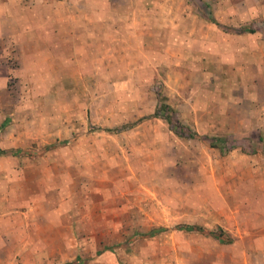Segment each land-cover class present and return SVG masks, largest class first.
I'll return each mask as SVG.
<instances>
[{
    "label": "crops",
    "instance_id": "crops-1",
    "mask_svg": "<svg viewBox=\"0 0 264 264\" xmlns=\"http://www.w3.org/2000/svg\"><path fill=\"white\" fill-rule=\"evenodd\" d=\"M156 79L183 125L234 140L203 145L228 173L207 178L225 201L207 227L234 264H264V0H0V264L69 260L74 228L103 215L78 190L89 169L201 144L153 117Z\"/></svg>",
    "mask_w": 264,
    "mask_h": 264
},
{
    "label": "rangeland",
    "instance_id": "rangeland-1",
    "mask_svg": "<svg viewBox=\"0 0 264 264\" xmlns=\"http://www.w3.org/2000/svg\"><path fill=\"white\" fill-rule=\"evenodd\" d=\"M201 10L206 13L205 8ZM157 81L152 87L154 94ZM56 110L41 109L37 114L63 115ZM233 141L227 140V145L220 143V147H235ZM149 142L144 146L146 149L135 146L139 149L127 153L125 166L114 168L102 180L96 173L105 172L106 168L89 169L90 182H85L88 189L80 185L78 190L83 193L99 190L97 193L104 197L103 215L96 210V215L74 228L75 246L65 251L67 262L80 257L83 264H234L232 255L236 251L214 240V233L221 236L218 228L207 227L215 223L206 208L214 209L215 203L225 202L207 178L228 175L222 167L208 164L209 159L217 160L214 152L203 146L208 142L203 139L202 145L185 142L178 151L173 144L156 146L155 141ZM241 153L254 154L249 146ZM193 156L200 158L196 166H192ZM241 191L246 195L248 186ZM181 225H197L203 232L177 230ZM157 228L166 231L153 237L140 236ZM59 260L56 257L50 264H61Z\"/></svg>",
    "mask_w": 264,
    "mask_h": 264
},
{
    "label": "trees",
    "instance_id": "trees-1",
    "mask_svg": "<svg viewBox=\"0 0 264 264\" xmlns=\"http://www.w3.org/2000/svg\"><path fill=\"white\" fill-rule=\"evenodd\" d=\"M155 87L157 89H155V94L157 96V106L155 108V111L153 113V117L156 118H161L163 119L169 126V129L171 132H173L177 137L179 138H185V139H199V140H206L208 142V145L212 148H219L221 154H224L227 152V147L226 149L224 147H220V143H225V140L221 139V138H217V137H201L199 135H197L195 132H192L191 130H189L187 127H185L184 125H182V123L178 120L177 118V113L175 111L174 108H172L168 102H167V98L165 97V95L162 93V83H158L155 85ZM255 151H252V153H254ZM3 151H0V154H3ZM177 230H183L185 232H203L201 227L195 226V225H181L177 227ZM166 231L165 228H157V229H153L151 230L149 233L147 234H143L140 236L143 237H153L156 234ZM216 240L220 241L219 238H217L216 236H214ZM66 264H83L81 259L79 257H76L75 260L73 262H69Z\"/></svg>",
    "mask_w": 264,
    "mask_h": 264
}]
</instances>
